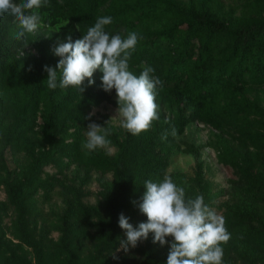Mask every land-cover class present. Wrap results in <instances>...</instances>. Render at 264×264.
<instances>
[{"label": "trees", "instance_id": "obj_1", "mask_svg": "<svg viewBox=\"0 0 264 264\" xmlns=\"http://www.w3.org/2000/svg\"><path fill=\"white\" fill-rule=\"evenodd\" d=\"M38 12L37 30L20 39L15 17L0 18V264H166L168 245L151 233L116 253L126 239L119 215L134 227L146 222L132 201L146 180L166 175L186 199L202 195L224 217L231 238L221 245L223 264H264V0H47ZM100 17L112 18L110 37H143L129 71L148 66L162 81L159 118L136 136L105 116L85 119L103 102L118 107L99 69L81 94L47 87L44 66L59 60L52 49L81 39ZM91 122L110 130V145L88 153ZM195 123L210 129L207 139L186 138ZM204 146L231 169L226 188L206 178ZM181 151L195 158L190 175L169 169ZM55 195L61 204L46 208Z\"/></svg>", "mask_w": 264, "mask_h": 264}, {"label": "clouds", "instance_id": "obj_2", "mask_svg": "<svg viewBox=\"0 0 264 264\" xmlns=\"http://www.w3.org/2000/svg\"><path fill=\"white\" fill-rule=\"evenodd\" d=\"M47 0H0V18L11 14L19 22L24 33H34L41 23L38 10ZM112 23L111 17L97 18L81 39L72 41L71 36L59 42L52 49L59 60L55 68L44 66L47 73L46 83L49 89L75 88L79 94L85 91L84 81L88 85L94 81L93 73L99 69L102 73V89L107 93L115 90L120 127L133 136L148 131L152 122L157 120L158 105L155 103L156 89L162 87V81L153 75L154 69L144 67L139 76L129 71V59L135 49L138 33L131 32L126 38L119 34L110 35L105 26ZM27 45V44H25ZM30 70V69H29ZM59 72V79H58ZM93 113L85 119L91 120ZM110 130L95 122L87 125L86 141L82 148L91 153L98 148H108L107 137ZM172 135H176L175 128ZM145 191L139 201H132L139 212L146 217L136 227L129 218L121 213L118 225L124 230L126 239L120 241L117 251L125 253L135 248L139 241L146 240L152 234V242L161 247L168 245L166 264H223L222 244L231 238L225 227L222 215L217 214L205 204L203 196L186 199L185 191L178 187L170 176L162 182L146 180ZM171 238L170 240L167 238ZM114 260L119 257L112 254Z\"/></svg>", "mask_w": 264, "mask_h": 264}, {"label": "rangeland", "instance_id": "obj_3", "mask_svg": "<svg viewBox=\"0 0 264 264\" xmlns=\"http://www.w3.org/2000/svg\"><path fill=\"white\" fill-rule=\"evenodd\" d=\"M226 3H229L230 0H224ZM116 97V93L113 94ZM117 98V97H116ZM117 107L111 105L110 103L103 102L102 104L94 107L91 110V113L94 112V116L96 118H100L101 116H105L107 119L111 120L115 124L120 125L121 118L116 112ZM210 133V129L205 127L199 123L189 124L187 128L186 138L191 141H203L208 138ZM200 158L203 159V168L206 178L214 182L217 186L227 187L228 186V178L233 176L231 169L228 166L222 165L216 160L215 151L211 146H204L200 150ZM195 162L194 156L190 152H179L175 153L172 157V161L169 169H178L185 174H192L193 165ZM88 186L93 190L98 188L97 182L95 180L89 182ZM4 197V191L0 187V198ZM225 196H221L224 198ZM88 202H95L97 200L94 193L89 194L86 198ZM44 206L48 208L49 206H59L61 204L59 196L55 195L51 200L42 201ZM56 235V232H53ZM142 242V241H139ZM120 247V246H119ZM119 249V248H118ZM133 248H129L131 250ZM116 253H125L123 250L116 251ZM131 263L141 264L139 258H130Z\"/></svg>", "mask_w": 264, "mask_h": 264}]
</instances>
